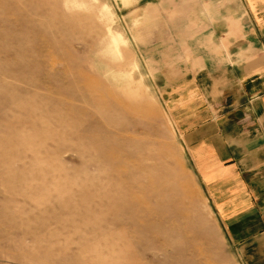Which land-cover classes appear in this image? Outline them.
I'll list each match as a JSON object with an SVG mask.
<instances>
[{
    "label": "rangeland",
    "instance_id": "rangeland-1",
    "mask_svg": "<svg viewBox=\"0 0 264 264\" xmlns=\"http://www.w3.org/2000/svg\"><path fill=\"white\" fill-rule=\"evenodd\" d=\"M195 2L0 0V264H234L183 143Z\"/></svg>",
    "mask_w": 264,
    "mask_h": 264
},
{
    "label": "crops",
    "instance_id": "crops-1",
    "mask_svg": "<svg viewBox=\"0 0 264 264\" xmlns=\"http://www.w3.org/2000/svg\"><path fill=\"white\" fill-rule=\"evenodd\" d=\"M195 1L211 66L201 55L207 105L186 116L183 143L233 263L264 264V0Z\"/></svg>",
    "mask_w": 264,
    "mask_h": 264
}]
</instances>
